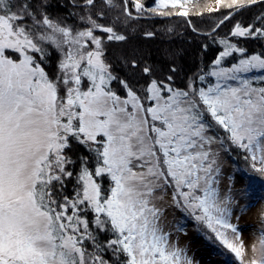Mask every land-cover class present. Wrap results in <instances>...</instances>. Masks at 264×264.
I'll list each match as a JSON object with an SVG mask.
<instances>
[{
	"label": "snow or ice",
	"instance_id": "6c2138e0",
	"mask_svg": "<svg viewBox=\"0 0 264 264\" xmlns=\"http://www.w3.org/2000/svg\"><path fill=\"white\" fill-rule=\"evenodd\" d=\"M180 17L191 39L144 27ZM177 39L219 48L193 70ZM262 200L264 0H0V264H199L189 223L264 264V227L249 255L232 223Z\"/></svg>",
	"mask_w": 264,
	"mask_h": 264
},
{
	"label": "rangeland",
	"instance_id": "374dc122",
	"mask_svg": "<svg viewBox=\"0 0 264 264\" xmlns=\"http://www.w3.org/2000/svg\"><path fill=\"white\" fill-rule=\"evenodd\" d=\"M194 2L203 5L206 3H214V0H194ZM225 10L221 9L220 12ZM220 12H216L220 13ZM225 175L222 179V186H226L228 181V176L232 173L234 167H237L232 158L225 156ZM244 184V180L240 175L236 176V187L240 188ZM241 205L245 204V200L240 201ZM262 214H264V200L257 202L253 207L248 210L241 212L238 209L234 210L232 223L238 226V233L245 242L246 246L249 248V255H251V245L256 243L258 245L260 239V230L264 227L262 223ZM175 216L180 219V214L171 213L169 214V220ZM238 218V219H237ZM187 236H181V245H189L190 254L199 262V264H225V258L229 257L233 259L232 254L228 249L222 247L220 249L221 254L218 249H214L212 245H209L203 236L198 235L194 230L191 223L187 225ZM236 260V258H235ZM232 264H239L238 261Z\"/></svg>",
	"mask_w": 264,
	"mask_h": 264
},
{
	"label": "trees",
	"instance_id": "16d2710c",
	"mask_svg": "<svg viewBox=\"0 0 264 264\" xmlns=\"http://www.w3.org/2000/svg\"><path fill=\"white\" fill-rule=\"evenodd\" d=\"M148 3H151V0H147ZM225 12V11H224ZM220 13H205L203 16L195 15L194 13H190L191 17V25L195 26L196 29H198L201 32H209L212 30V28L215 25V22H217L221 18ZM247 17V13H245V18ZM239 18V17H238ZM164 24H167L169 26H173L177 29L180 33H185L189 39L192 37L191 32V26H189L185 20V18H173L170 20H163L160 18H157L155 24H145L144 27L147 28H161ZM232 27L231 23L226 22L224 25H222L219 29H217V33L220 36L225 35L228 33L229 29ZM244 44L245 47L248 48L249 52L253 51L254 49H258V45L248 41L244 42L243 40L240 41ZM136 43L141 45L143 48L147 49L149 53H151L152 58L156 62L161 61V53L158 51V49H162L166 47L167 45L161 44L159 39H146L143 37H139L136 40ZM176 46H181L184 49H186V55L184 57V60L182 61L185 68L195 69V67L200 63L201 59H203V62L205 64H208L211 62L212 59L215 58V53L217 49L219 48V45H211L207 53H204L201 55L199 53L197 45L195 44H186L183 43L181 40L177 39L175 41ZM235 163V162H234ZM238 168H243V162L241 161L239 165H236ZM210 234V233H209ZM224 247L223 245H220L219 242H215V249H218L219 253L221 254L220 249ZM233 259H230L229 257L225 258V264H232L233 262L237 261L235 260L234 254H232Z\"/></svg>",
	"mask_w": 264,
	"mask_h": 264
}]
</instances>
